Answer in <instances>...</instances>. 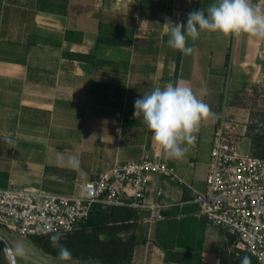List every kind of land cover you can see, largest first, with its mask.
Instances as JSON below:
<instances>
[{"label":"crops","instance_id":"crops-1","mask_svg":"<svg viewBox=\"0 0 264 264\" xmlns=\"http://www.w3.org/2000/svg\"><path fill=\"white\" fill-rule=\"evenodd\" d=\"M216 2L201 0L196 10ZM192 3L0 0V188L35 185L70 193L77 180H94L117 163L160 158L175 168L179 180L148 179L147 202L160 203L165 218L150 224V211H138L132 264H220L224 254L237 251L231 249L232 235L211 225L193 202V190L207 188L220 112L201 126L181 159L167 158L133 115L135 100L156 87L181 83L198 92L204 85L198 71L206 69L207 78L212 64L186 63L184 54L178 64L179 51L169 47L164 27L169 21L187 24ZM252 3L264 8V0ZM101 36L120 45L99 43ZM190 47L211 55L216 48L231 51L229 65L246 75L260 70L264 59V40L246 35L201 31ZM243 130L242 141L249 138ZM57 154L65 161L77 157L79 170L61 166Z\"/></svg>","mask_w":264,"mask_h":264},{"label":"built area","instance_id":"built-area-1","mask_svg":"<svg viewBox=\"0 0 264 264\" xmlns=\"http://www.w3.org/2000/svg\"><path fill=\"white\" fill-rule=\"evenodd\" d=\"M241 125L219 116L208 165L207 188L193 190V202L210 224L236 238L233 251H245L261 264L264 256V159L243 154ZM179 180L175 168L160 158L117 163L94 180L75 182L70 193L47 191L35 185L0 188V231L31 238L84 227L97 205L148 209V222L165 218L162 205L148 203V179ZM163 190L156 191L161 198Z\"/></svg>","mask_w":264,"mask_h":264},{"label":"clouds","instance_id":"clouds-1","mask_svg":"<svg viewBox=\"0 0 264 264\" xmlns=\"http://www.w3.org/2000/svg\"><path fill=\"white\" fill-rule=\"evenodd\" d=\"M169 29L168 45L185 55H191L193 48L188 46L190 38L195 41L201 31L219 33L224 37L246 35L264 40V8L254 5L252 0H217L207 9L188 13L186 26L167 22ZM207 89L194 91L185 84L168 82L163 88L156 87L134 102V118H140L152 133L153 142L170 159H181L196 142V134L202 125L214 122L217 118L210 106L204 102ZM7 139V138H6ZM58 163H65L79 170V159L75 156L65 161L63 154H57ZM62 234L50 236L53 247L59 249L61 260H70L71 252L60 244ZM15 255L24 259L28 252L24 245L14 249ZM264 264V256L259 257ZM241 264H251L245 256Z\"/></svg>","mask_w":264,"mask_h":264},{"label":"rangeland","instance_id":"rangeland-1","mask_svg":"<svg viewBox=\"0 0 264 264\" xmlns=\"http://www.w3.org/2000/svg\"><path fill=\"white\" fill-rule=\"evenodd\" d=\"M195 41L190 38L187 41L188 46ZM193 48V47H192ZM231 51L223 54L218 48L213 55L198 51L191 55L184 54V62H198L201 65L210 66L208 77L206 78V69L198 71L201 81V74L204 75V85L198 86L199 89H207V95L203 96L208 102L213 112H220V116L225 117L226 121L239 123L241 129H247L246 134L252 135L264 134V59L260 70L246 75L233 69L231 62ZM226 61L227 67L222 68L223 62ZM252 74L253 79L252 78ZM239 115V119L236 118ZM247 119V122H245ZM246 125L247 128L244 126ZM238 129L237 131H241ZM243 130V131H244ZM243 154L251 152L250 140L246 138L241 143ZM70 192V191H69ZM72 192V191H71ZM64 193V192H62ZM22 244L26 247L28 255L22 259L15 255L14 249L17 245ZM0 245L7 247L15 256L17 264H82L79 260H61L43 251L34 242L32 238H23L0 231ZM2 246L0 248L3 254L0 256V264H13L10 254Z\"/></svg>","mask_w":264,"mask_h":264},{"label":"trees","instance_id":"trees-1","mask_svg":"<svg viewBox=\"0 0 264 264\" xmlns=\"http://www.w3.org/2000/svg\"><path fill=\"white\" fill-rule=\"evenodd\" d=\"M201 0H193L192 10L198 9ZM186 26V24H184ZM99 43L120 45V41L109 37H99ZM178 53V64L182 59ZM80 58L92 59V56L82 55ZM247 136L252 140L254 156L264 159V134ZM138 211L128 206H113L103 208L95 207L84 227L66 237H61L60 244L71 252V259L79 260L82 264H132L135 247L138 243L135 230L138 226ZM51 235L31 237L34 242L46 253L59 257V249L52 246ZM236 243V238L231 236V244ZM224 254L220 264H241L247 256L251 264H259L247 252L240 251L237 256ZM3 254L0 248V256Z\"/></svg>","mask_w":264,"mask_h":264},{"label":"water","instance_id":"water-1","mask_svg":"<svg viewBox=\"0 0 264 264\" xmlns=\"http://www.w3.org/2000/svg\"><path fill=\"white\" fill-rule=\"evenodd\" d=\"M0 246H2L3 247V245H0ZM5 250H7V252L10 254V258H11V260H12V263L13 264H17L16 263V259H15V256L12 254V251L9 249V248H7V247H3Z\"/></svg>","mask_w":264,"mask_h":264}]
</instances>
